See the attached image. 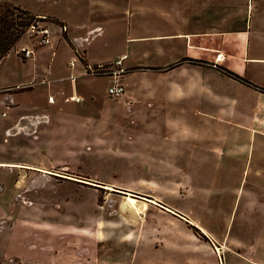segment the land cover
<instances>
[{
    "label": "rangeland",
    "instance_id": "1",
    "mask_svg": "<svg viewBox=\"0 0 264 264\" xmlns=\"http://www.w3.org/2000/svg\"><path fill=\"white\" fill-rule=\"evenodd\" d=\"M8 1L44 15L52 42L83 34L70 43L92 66L126 55L132 93L111 96L107 75L76 76L88 64L65 44L46 49L36 69V56L18 52L37 41L31 29L11 49L0 85L35 84L0 90V262L264 264V213L236 196L247 158L227 166L208 120L193 111L175 119L179 106H194L175 104V66L157 74L127 65L162 63L143 50L175 31V19L160 15L175 0ZM131 4L150 12L130 16Z\"/></svg>",
    "mask_w": 264,
    "mask_h": 264
},
{
    "label": "crops",
    "instance_id": "2",
    "mask_svg": "<svg viewBox=\"0 0 264 264\" xmlns=\"http://www.w3.org/2000/svg\"><path fill=\"white\" fill-rule=\"evenodd\" d=\"M131 6L130 16L134 12H150V7L145 4ZM154 13L157 14V10ZM160 15H170L175 19V22L172 21L175 31L158 33L154 39L155 47L148 45L143 53L160 58L162 63L145 65L129 62L127 65L132 71L151 70L157 74L161 73L156 69L175 66L171 69L175 81L170 85L175 89V104L181 100L194 103L189 108L188 105L179 106V115L175 119L180 120L186 114L191 116L193 111L208 120L204 130L210 135L216 134V131L219 133L220 150L230 161L226 162L227 166H232L240 157L247 158L244 186L237 189L236 196L237 199L248 200L247 208L255 210L256 214L264 213V0H175L171 11H162ZM100 28L103 30L102 25H99ZM161 36H173L166 39H175V49L172 44L167 48L163 39H159ZM83 38H86L83 34H71L65 39L57 36L53 42L50 38L49 47H41L37 51L33 66L39 68V61L46 49L51 48L55 53V46L65 44L64 48L71 46L76 51L70 41ZM137 38L148 37L141 34ZM85 54L83 62L87 65L90 61L87 52ZM184 57L206 62L194 63ZM6 58L8 56L0 64ZM219 66L230 69L252 84L234 78ZM86 72V67L79 69L76 76L85 77ZM51 81L54 83L57 80ZM24 83L27 82H20L21 85ZM15 85L5 83L0 85V90ZM74 85L77 86V81ZM14 93H7V98L15 100ZM127 93L131 94L132 91ZM74 96L81 95L75 91ZM10 164L18 165L15 162Z\"/></svg>",
    "mask_w": 264,
    "mask_h": 264
},
{
    "label": "trees",
    "instance_id": "3",
    "mask_svg": "<svg viewBox=\"0 0 264 264\" xmlns=\"http://www.w3.org/2000/svg\"><path fill=\"white\" fill-rule=\"evenodd\" d=\"M39 18L37 13L34 11L24 8L19 4H15L11 1L5 0L0 2V61L9 54L11 49L15 47L18 41L26 33L29 27L35 24ZM77 56L83 61V56L79 49H76ZM184 59L190 62H206L204 60L194 59L191 57H184ZM229 75L234 78L243 80L247 83L252 84L250 81L239 76L237 73L231 71L230 69L219 66ZM0 264H23L21 261L16 262H0Z\"/></svg>",
    "mask_w": 264,
    "mask_h": 264
},
{
    "label": "built area",
    "instance_id": "4",
    "mask_svg": "<svg viewBox=\"0 0 264 264\" xmlns=\"http://www.w3.org/2000/svg\"><path fill=\"white\" fill-rule=\"evenodd\" d=\"M39 21V20H38ZM36 22L35 24L31 25L29 27V30L31 29L34 33L38 34L37 41L35 42L34 46L32 45H25L22 46V49L18 50L25 58H32L35 56V51L38 46H44V45H50L51 39H50V29L48 26L45 25H39V22ZM66 29V26H64ZM30 30V31H31ZM221 55V54H220ZM77 57L72 58V64L75 63ZM127 58L125 55L123 58H118L112 63H97L96 65H90L88 64L87 67V73L93 74V75H107L109 77H112L113 83L109 85L108 93L111 96H118L122 95L126 92V86L122 82V78L124 75L129 71V69L124 65V61ZM42 82H45V79H43ZM35 84L34 82L29 84H22V85H16V86H8L1 89V92H10L16 87H25ZM82 96H74V100H81ZM55 96L54 94H50L48 96V101L51 103L55 102ZM5 113V112H4Z\"/></svg>",
    "mask_w": 264,
    "mask_h": 264
},
{
    "label": "bare ground",
    "instance_id": "5",
    "mask_svg": "<svg viewBox=\"0 0 264 264\" xmlns=\"http://www.w3.org/2000/svg\"><path fill=\"white\" fill-rule=\"evenodd\" d=\"M0 165H6V164H3V163H1ZM8 165H13V166H17V164H8ZM128 200H130V202H132V203H136V201H137V198L136 197H134V196H132V195H128ZM132 206V205H131ZM218 249V248H217Z\"/></svg>",
    "mask_w": 264,
    "mask_h": 264
}]
</instances>
